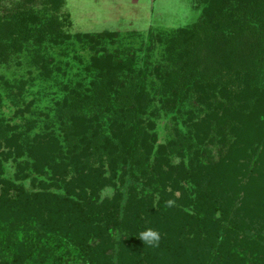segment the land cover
<instances>
[{
  "label": "trees",
  "instance_id": "1",
  "mask_svg": "<svg viewBox=\"0 0 264 264\" xmlns=\"http://www.w3.org/2000/svg\"><path fill=\"white\" fill-rule=\"evenodd\" d=\"M194 2L200 18L159 37L163 64L143 69L132 52L99 48L117 34L71 32L66 0L0 3V65L32 46L49 79L45 44L93 52L89 78L65 88L47 131L24 136L0 120V264H264V0ZM2 81L14 94L34 80ZM155 101L185 125L157 149L146 118ZM75 102L83 114L70 112ZM13 156L32 160L14 181L2 170ZM24 167L47 168L64 192L17 183ZM106 185L115 193L102 200ZM149 228L156 247L138 237Z\"/></svg>",
  "mask_w": 264,
  "mask_h": 264
},
{
  "label": "rangeland",
  "instance_id": "2",
  "mask_svg": "<svg viewBox=\"0 0 264 264\" xmlns=\"http://www.w3.org/2000/svg\"><path fill=\"white\" fill-rule=\"evenodd\" d=\"M18 1L20 0H0V3L3 9L8 10ZM66 11L71 14L73 33L93 36L102 33L117 34L115 41L105 38L99 48L102 52L104 50L112 54L118 52L121 58H124L128 52L134 53L139 69L147 65L149 68L162 65L164 44L159 37L173 34L181 28L192 25L201 15V8L194 0H66ZM73 41L74 44L63 47L45 44V53L54 61V75L49 79L44 78L32 61V52H34L32 46L20 56L13 57L7 65H0V120L20 127L24 136L29 137L47 131L45 126L55 123L56 111L59 110L55 104L64 98L65 88L73 87L76 81L82 82V79L89 78L84 77L87 76L84 66L93 52L85 43ZM31 79L34 80L33 83L30 82L26 88L17 90L14 94L11 93L14 89L11 88V91L7 92L3 87L2 80L16 84L18 80L27 82ZM151 97L154 99V95ZM82 107L75 102L69 109L71 113L83 114ZM159 108L160 104L157 101L153 102L146 115L149 116L146 118L154 124L149 132L157 137L156 149L173 135L172 129L175 126L185 129V125L176 120L178 117L176 113ZM149 112L153 114L150 116ZM104 121L105 128L100 130V139L110 133L107 128L109 117L104 116ZM31 126L35 129L29 133L26 128ZM216 153L217 150L213 147V154ZM24 160L32 164V160L26 157L13 156L4 159L3 176L14 181L18 171L17 166ZM180 162V158H173L174 164ZM24 168V172L29 177L20 176L22 179L16 182L22 183L25 188L32 191L39 190V183L43 182L54 192H64L56 186H51L52 173L47 168L43 174L36 173L32 167ZM137 175L141 182L146 180L139 172ZM105 176L109 177L110 172ZM111 181L118 183V179ZM56 184L62 186L61 183L56 182ZM184 185L186 188L189 187L185 182ZM147 188L151 189V186ZM114 193L115 189L111 185H106L100 197L102 200L111 199Z\"/></svg>",
  "mask_w": 264,
  "mask_h": 264
},
{
  "label": "clouds",
  "instance_id": "3",
  "mask_svg": "<svg viewBox=\"0 0 264 264\" xmlns=\"http://www.w3.org/2000/svg\"><path fill=\"white\" fill-rule=\"evenodd\" d=\"M166 205L168 207H171L174 205V201L169 200L166 202ZM139 239L143 241L144 244L152 247H156L159 245L160 241V233L154 229H146L139 233Z\"/></svg>",
  "mask_w": 264,
  "mask_h": 264
}]
</instances>
